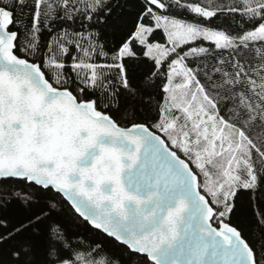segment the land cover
Returning <instances> with one entry per match:
<instances>
[{"label":"snow or ice","instance_id":"6c2138e0","mask_svg":"<svg viewBox=\"0 0 264 264\" xmlns=\"http://www.w3.org/2000/svg\"><path fill=\"white\" fill-rule=\"evenodd\" d=\"M0 264H264V0H0Z\"/></svg>","mask_w":264,"mask_h":264}]
</instances>
